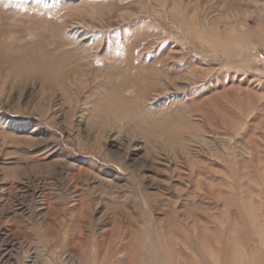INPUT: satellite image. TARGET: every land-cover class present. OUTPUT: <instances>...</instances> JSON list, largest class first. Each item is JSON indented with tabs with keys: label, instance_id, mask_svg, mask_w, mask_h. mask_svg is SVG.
<instances>
[{
	"label": "rangeland",
	"instance_id": "obj_1",
	"mask_svg": "<svg viewBox=\"0 0 264 264\" xmlns=\"http://www.w3.org/2000/svg\"><path fill=\"white\" fill-rule=\"evenodd\" d=\"M263 186L264 0H0V264H264Z\"/></svg>",
	"mask_w": 264,
	"mask_h": 264
},
{
	"label": "bare ground",
	"instance_id": "obj_2",
	"mask_svg": "<svg viewBox=\"0 0 264 264\" xmlns=\"http://www.w3.org/2000/svg\"><path fill=\"white\" fill-rule=\"evenodd\" d=\"M181 10H182V9H181ZM183 13H185V12H183ZM183 13H182V14H183ZM185 15H186V14H185ZM182 17H184V15H183ZM187 17H188V15H187ZM185 19H186V18H185ZM187 19H188V18H187ZM194 19H196V18H194ZM189 20L191 21V19H189ZM184 21H185V20H184ZM186 21H187V20H186ZM193 21H194V20H193ZM187 22H188V21H187ZM188 23H189V22H188ZM191 23H192V22H191ZM191 23H190V24H191ZM190 24H189V25H190ZM197 24H198V23H197ZM200 24H201V23H200ZM200 24H199V25H200ZM184 25H185V24H184ZM195 25H196V23H195ZM190 26H191V25H190ZM200 26H201V25H200ZM197 27H198V26H197ZM189 28H190V27H189ZM195 29H196V28H195ZM199 29H200V28H199ZM202 29H203V28H202ZM202 29H201V30H202ZM204 29H205V28H204ZM235 30H236V29H235ZM235 30H233V32H234ZM202 31H203V30H202ZM202 31H201V32H202ZM205 32H207V31H205ZM203 34H204V33H203ZM232 34H235V33H232ZM232 34H231V35H232ZM240 34H241V33H240ZM243 34H244V33H243ZM207 35H208V34H207ZM236 36H237V34H236ZM238 36H239V35H238ZM246 36H247V35H246ZM232 37L234 38L235 36H232ZM240 37H243V36H239V38H240ZM255 37H256V36H255ZM236 39H237V37H236ZM240 39H242V38H240ZM208 40H209V39H208ZM230 40H231V39H230ZM231 41H232V40H231ZM234 41H235V40H234ZM238 41H239V39H238ZM238 41H237V42H238ZM240 41H241V40H240ZM235 42H236V41H235ZM173 50H174V49H173ZM177 52H179V54L181 53L180 50L177 51ZM214 52H215V51H214ZM173 53H174V56L172 57V59L175 57V52H173ZM179 57H180V56H179ZM175 58H176V57H175ZM176 59H178V58H176ZM168 60H171V59H168ZM240 65H241V64H240ZM243 67H245V66L243 65ZM249 67H250V65H249ZM249 67H248V68H249ZM237 68H238V67H237ZM247 70H248V69H247ZM248 71H249V70H248ZM180 74H181V73H180ZM192 74H194V72H193ZM192 74H191V75H192ZM178 75H179V74H178ZM181 75H182V74H181ZM232 77H233V76H232ZM246 79H247V78H246ZM248 85H249V84H248ZM246 86H247V85H246ZM248 87L250 88V86H248ZM218 92H219V91H218ZM205 96H206V95H205ZM201 97H202V95H201ZM207 97H208V96H207ZM175 98H176V97H175ZM203 98H205V97H203ZM210 98H211V97H210ZM213 98L216 99L217 97H216V98L213 97ZM211 99H212V98H211ZM211 99H209V100H211ZM214 99H212V100H214ZM208 102H209V101H208ZM210 102L215 103V100H214V101H210ZM241 103H242V102H241ZM207 104H208V103H207ZM210 106H211V103H210ZM205 107H206V106H205ZM241 107H242V106H241ZM242 108H243V107H242ZM237 112H238V111H237ZM247 112H248V111H247ZM229 131H230V130H229ZM248 136H249V134H248ZM195 137H196V136H195ZM198 139H199V137H198ZM232 143H233V142H232ZM251 145H252V144H251ZM252 146H253V145H252ZM253 148H254V147H253ZM244 151H245V150H244ZM251 151H253V150L251 149ZM245 152H246V151H245ZM254 153H255V149H254ZM251 155H252V154H251ZM256 157H257V155H256ZM256 157H255V158H256ZM252 160H255V159H252ZM261 161H262V160H261ZM253 162H254V161H253ZM258 162H260V161H258ZM258 162H257V163H258ZM262 163H263V162H262ZM234 164H235V163H234ZM243 164H244V163H243ZM255 165H257V164H255ZM250 167H251V166H250ZM249 169H250V168H249ZM255 169H257V168H255ZM228 176H229V175H228ZM231 179H232V178H231ZM242 181H243V180H242ZM233 183H234V182H233ZM258 184H259V183H258ZM260 184H261V183H260ZM259 187H260V186H259ZM263 187H264V186H263ZM261 189H262V187H261ZM238 190H239V189H238ZM262 192H263V191H262ZM238 194H239V193H238ZM253 195H254V194H253ZM262 200H263V198H262ZM258 202H259V201H258ZM260 217H261V216H260ZM252 228H253V227H252ZM198 249H199V248H198ZM136 250H137V249H136ZM205 253H206V252H205ZM109 254H111V253H109ZM107 255H108V254H107ZM110 256H111V255H110ZM83 257H84V256H83ZM83 257H82V258H83ZM82 260H83V259H82ZM220 261L222 262V259H221ZM68 262H69V261H68ZM89 262H90V261H89ZM114 263H115V262H114ZM134 263H135V262H134ZM139 263H140V262H139ZM222 263H223V262H222Z\"/></svg>",
	"mask_w": 264,
	"mask_h": 264
}]
</instances>
